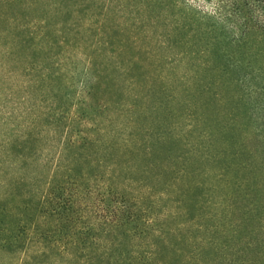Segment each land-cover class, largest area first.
Listing matches in <instances>:
<instances>
[{"label": "trees", "instance_id": "obj_1", "mask_svg": "<svg viewBox=\"0 0 264 264\" xmlns=\"http://www.w3.org/2000/svg\"><path fill=\"white\" fill-rule=\"evenodd\" d=\"M56 1L59 29L43 23V0H0L1 68L28 80L25 89L36 100L32 109L44 107L33 110L26 127L0 123L10 125L0 134L13 133V124L19 133L9 135L14 139L5 145V161L13 158L21 167L38 169L34 165L44 150L60 147L55 171L39 199L25 178L14 181L2 169L7 196L0 210L20 203L35 210L40 219L32 218L25 228L20 224L19 232L29 230V243L41 245V258L48 264L53 257L63 264H264V201L257 197L264 190V158L258 160L261 152L250 145L245 125L228 117L218 127L219 136L203 134L221 149L195 156L212 165L232 157L233 167L216 164V183L189 186L187 179L195 170L168 147L182 145L183 138L150 130V123L141 128L136 121L126 122L123 110L114 107L122 83L112 77L115 68L106 52L110 42L100 39L88 47L72 26L76 8L107 10L109 3H121L143 22L163 24L162 34L198 39L204 56H219L221 65L205 60L201 67L219 70L237 84L250 82L252 73L264 85V0ZM81 48L87 51L79 67L87 84L84 97L78 98V106L62 107V97L54 91L56 78L48 73L64 76V61L72 63L64 53ZM96 99H102L99 105L107 117H90L80 109ZM230 168L238 179H227ZM184 186L193 192L174 196ZM9 247L0 243L2 250Z\"/></svg>", "mask_w": 264, "mask_h": 264}, {"label": "rangeland", "instance_id": "obj_2", "mask_svg": "<svg viewBox=\"0 0 264 264\" xmlns=\"http://www.w3.org/2000/svg\"><path fill=\"white\" fill-rule=\"evenodd\" d=\"M56 3V0H43L42 11L47 12L44 19L47 22L43 23H52L53 27L59 29L61 24L56 25L58 21L56 11L60 5ZM103 8L105 7H98L95 10L75 9L76 16L72 26L78 31L76 36L84 39L88 47L100 39L110 42L106 52L109 57L111 56V67L115 68L112 70L114 73L112 77H118L122 83L120 85L122 91L115 96L114 107L123 110L122 117H125L126 122L136 121L141 128L150 123V130L160 128L170 136L183 138L182 145L170 147L168 144V147L185 156L186 163L192 167L190 171L195 170L192 172L194 176L187 179L189 186L197 181L206 184L216 183L215 177L220 173L214 168L216 164L233 167L230 166L234 162L232 157H228L224 162L216 160L212 165L206 159L202 160L195 156L199 153L215 154V151L221 149L219 142H212L211 136L207 138L203 137V134L211 132L215 137L219 136L218 127L228 117H235L245 125L250 133V145L261 152L258 160L264 158V85L260 84V81H254L259 76L249 73L248 77L252 76L250 82L234 83L230 77L229 79L222 77L219 70L201 67L205 60L215 67L221 64L216 53L212 52L206 56L202 54L199 48L202 44L198 39L162 34L163 24L152 26L147 21L143 22L140 17H136L132 9L123 8L121 3H109L107 10ZM66 51L64 54L70 57L73 64H66L69 61H64L62 77L56 75L54 71L48 75L56 78L54 91L62 97L60 105L78 106V98L84 97L82 89L87 85L84 81V71L79 68L87 51L84 48ZM119 55L121 60L118 58ZM2 56L0 52V123L7 121L9 124L13 122L26 127L28 117L34 113L33 110L43 111L44 107L32 109L36 100L30 96L33 94L32 91L25 89L29 86L28 80L17 72L10 71L11 69H2ZM50 57L51 55H48V59ZM134 63H138L137 70L134 69ZM240 78L242 81V76ZM100 103L102 99L88 101L80 105V109H84L90 117H107L106 109H102L104 105L100 107ZM15 124L11 126L16 129L13 131L14 135L19 134ZM10 125L1 126L0 129ZM4 134H0V202L5 201L7 196L6 180L3 176L6 172L2 169L9 170L7 173H10V177H15L14 181L25 178L24 182L31 184L29 189L36 199H39L46 192L51 174L55 171L54 165L57 163L60 147L45 149L37 166L34 165L38 169H27L15 164L13 158L8 159L9 162L5 161L7 158L5 149L8 147L5 145L14 138L9 136L10 134ZM184 141L186 146L182 147ZM161 146L160 143L156 145L157 148ZM227 176L228 180H236L239 177L238 172L231 168ZM189 186L182 187L174 196L178 197L183 191L188 190L192 193L194 189H188ZM257 197L264 201L263 189L257 193ZM218 198L217 195L216 199ZM34 215L35 210L32 207L23 209L22 203L19 206L11 204L7 211L0 210V243L10 246L6 250L3 249L4 251L0 249V264L49 263L41 258L44 254L41 252L43 250L41 245L36 242L29 243L30 238L26 234H29V230L19 232L20 224L25 228L24 226L28 227L32 223V218L40 219L38 215ZM43 220L45 219L42 217L41 222ZM32 237L36 238V235L32 234ZM217 238L219 237L212 239L220 243L225 241ZM14 241L18 242L15 244ZM35 256L38 260L32 262L31 258ZM50 261V264H63L56 257Z\"/></svg>", "mask_w": 264, "mask_h": 264}]
</instances>
